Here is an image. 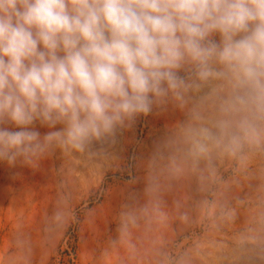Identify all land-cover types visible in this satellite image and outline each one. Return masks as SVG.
Returning a JSON list of instances; mask_svg holds the SVG:
<instances>
[{"label": "clouds", "instance_id": "1", "mask_svg": "<svg viewBox=\"0 0 264 264\" xmlns=\"http://www.w3.org/2000/svg\"><path fill=\"white\" fill-rule=\"evenodd\" d=\"M169 107L193 158L264 140V0H0V164L35 171Z\"/></svg>", "mask_w": 264, "mask_h": 264}, {"label": "rangeland", "instance_id": "2", "mask_svg": "<svg viewBox=\"0 0 264 264\" xmlns=\"http://www.w3.org/2000/svg\"><path fill=\"white\" fill-rule=\"evenodd\" d=\"M186 119L169 107L35 171L0 164V264H264V140L193 158Z\"/></svg>", "mask_w": 264, "mask_h": 264}]
</instances>
